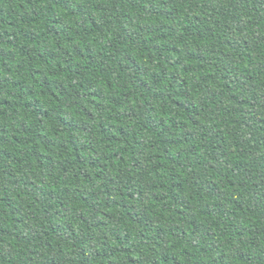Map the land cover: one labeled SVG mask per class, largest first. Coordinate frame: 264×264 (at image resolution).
Returning a JSON list of instances; mask_svg holds the SVG:
<instances>
[{
	"label": "trees",
	"instance_id": "16d2710c",
	"mask_svg": "<svg viewBox=\"0 0 264 264\" xmlns=\"http://www.w3.org/2000/svg\"><path fill=\"white\" fill-rule=\"evenodd\" d=\"M0 264H264V0H0Z\"/></svg>",
	"mask_w": 264,
	"mask_h": 264
}]
</instances>
